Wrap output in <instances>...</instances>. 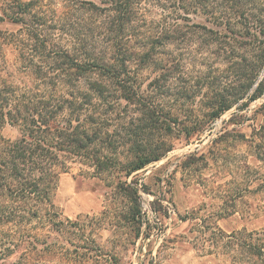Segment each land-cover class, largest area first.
Here are the masks:
<instances>
[{
	"label": "trees",
	"instance_id": "obj_1",
	"mask_svg": "<svg viewBox=\"0 0 264 264\" xmlns=\"http://www.w3.org/2000/svg\"><path fill=\"white\" fill-rule=\"evenodd\" d=\"M0 22L18 26L0 31L2 264H122L99 238L107 228L124 245L143 236L148 188L135 173L264 99V0H4ZM75 166L109 191L104 210L73 219L56 194ZM211 242L231 264H264L263 233L220 230Z\"/></svg>",
	"mask_w": 264,
	"mask_h": 264
},
{
	"label": "rangeland",
	"instance_id": "obj_2",
	"mask_svg": "<svg viewBox=\"0 0 264 264\" xmlns=\"http://www.w3.org/2000/svg\"><path fill=\"white\" fill-rule=\"evenodd\" d=\"M3 2L0 0V16ZM56 8L61 12V4L57 3ZM159 13L155 9V14ZM197 21L185 23L186 37L195 34L191 26ZM158 25L147 20L145 28ZM17 28L9 22H0V31ZM196 38L198 35L183 45L188 52L197 46ZM7 52L8 59L15 63L12 51ZM195 56V60L204 59L200 54ZM190 68L193 73L204 70L200 65ZM263 101L254 102L238 124L229 121L235 111L231 109L215 120L200 140L189 144L184 139L178 140L176 148L166 157L135 173L133 179L138 178L139 186L144 184L148 188L140 191L147 220L144 234L134 244L124 245L107 228L100 234L102 246L114 250L122 264H231L227 254H209L211 239L220 230L230 234L247 229L264 234V161L256 147L261 140L259 129L264 116L257 114L254 118L255 109ZM192 102L199 109V99ZM2 132L8 138L19 134L10 125ZM80 173L79 166L63 173L56 194L58 206L73 219L104 210L109 191L100 179ZM219 250L224 252L223 248Z\"/></svg>",
	"mask_w": 264,
	"mask_h": 264
}]
</instances>
